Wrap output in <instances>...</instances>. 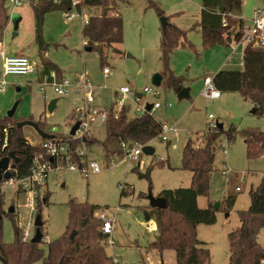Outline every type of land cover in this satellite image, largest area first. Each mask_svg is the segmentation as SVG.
Segmentation results:
<instances>
[{
	"label": "rangeland",
	"instance_id": "1",
	"mask_svg": "<svg viewBox=\"0 0 264 264\" xmlns=\"http://www.w3.org/2000/svg\"><path fill=\"white\" fill-rule=\"evenodd\" d=\"M114 1L117 7L113 13H118L123 21V41L110 48L104 47L102 60L97 47L87 50L89 47L82 33V18L100 15V8L85 7L80 16L73 19H67L62 10L47 12L41 24L44 52L37 41L33 13L39 0H22L20 3L6 0L7 13L0 18V122L10 119L11 126L25 121L40 122L45 133L68 140L79 117L78 111L84 106L80 97L59 96L51 87L45 95L41 94L36 75L3 78V53L6 57L26 56L36 68L54 65L65 76L85 72L97 88L94 108H115L119 90L128 86L134 93L142 95V106L160 103L162 107L152 110L153 117L174 126L177 133L168 134L167 141L152 139L148 146L154 149V154L142 152L138 163L129 165L122 162V156L118 154V142L106 140V124L93 123L89 136L94 142L79 144L78 150L83 153L85 162H96L102 172L86 176L68 169L51 170L47 180L36 187L33 206L29 205L32 192L17 185H5L2 194L6 213L11 207L14 212L3 218L4 241L13 243L15 229L19 228L21 232L29 222L33 224L31 233L35 235L34 225L41 219L44 235L41 246L47 250L49 242L60 239L65 233L69 235L73 230L67 231L70 203L74 201L95 206L97 213L116 220L112 234L114 244H107L105 249L120 264H150L146 256L148 250H151L155 264H161V261L175 264L174 251L161 253L150 248L157 230L152 225L153 219L145 220V214L152 211L151 198H158L163 190L191 186L192 174L182 169L184 148L190 140L201 145L209 124L219 123L224 132L232 131V138L227 141L225 136L220 137L215 148L209 194L198 198L201 209L208 208L210 203L212 206L219 204V208L214 209L216 223L198 225L197 236L209 249L210 264H228V236L240 226L238 213L249 209L250 192L257 189L264 177V151L249 156L242 133L245 130L264 132V115L253 113L254 104L228 88L220 89L221 96L216 99L205 98L201 93L206 76L215 79L218 75L224 77L242 72V52L247 44L232 42L229 46L218 44L205 48L200 29L195 28L201 17V0ZM150 2L164 12L171 24L186 32L185 39L170 52L162 49L161 17ZM263 7L264 0H243V18L251 20L253 12ZM14 16L20 18L17 27L11 20ZM261 35L264 39V31ZM104 68L110 70L109 76L104 75ZM155 74L164 78L159 87L152 84ZM170 74L181 79L179 87L189 89L188 98H178L177 90L168 84ZM145 88L158 95L143 94ZM134 99L129 96L126 100L132 118L139 117ZM53 100L57 101L56 107L49 112L48 106ZM168 103L172 105L170 108L165 107ZM13 108L15 112L9 117ZM22 131L30 145L40 146L42 139L34 128L25 126ZM113 163L117 166L112 167ZM237 187L241 191H237ZM229 197L235 199L230 210L227 209ZM258 242L264 248V228L259 232ZM0 264L4 263L0 260Z\"/></svg>",
	"mask_w": 264,
	"mask_h": 264
},
{
	"label": "trees",
	"instance_id": "2",
	"mask_svg": "<svg viewBox=\"0 0 264 264\" xmlns=\"http://www.w3.org/2000/svg\"><path fill=\"white\" fill-rule=\"evenodd\" d=\"M6 0H0V18L6 15ZM156 8L159 17L164 12L150 2ZM100 8V15L89 17L88 24L83 26L82 33L86 39V46L97 47L103 60L104 47H112L123 41V21L121 16L111 15L117 3L114 0H81L77 11L81 13L83 8ZM243 0H201V17L195 28H199L202 34L203 46L211 48L218 44L231 45L232 36L236 40L241 37L240 29L244 23L242 18ZM71 3L67 0L55 4L48 0H39L34 5L33 13L36 21L37 41L41 51L45 52L41 35V24L44 15L53 10L70 11ZM169 20V19H168ZM1 30V25H0ZM163 31L162 49L170 52L178 47L181 39H185L186 32L170 23L166 31ZM236 31V32H235ZM243 69L239 74H230L215 77V85L239 92L243 99L254 104L255 113L264 115V48L245 46L242 52ZM55 71L58 77L63 78V73L54 65L38 69L39 81L43 77ZM169 86L179 93L181 79L173 74L169 75ZM164 82V78L162 83ZM221 91V90H220ZM10 119L0 122V159L13 153L17 162L13 163L11 175L18 178L30 174L35 161L49 160L41 146H32L25 138L22 129L16 125H9ZM161 122H158L150 113L144 116L132 118L129 116V108L124 107L120 111L109 109L106 122L107 141L115 140L120 145L126 142L129 145L136 143L146 144L152 139L159 138L161 134ZM217 123L215 129H208L204 133L201 145L189 141L182 155V169L192 174L191 186L175 190H163L158 196L166 201L167 208H152L147 213L150 220L153 219L157 234L150 248L158 252L174 251L175 264H210V252L206 244L199 241L197 226L200 224L213 225L216 223V211L212 203L208 208L201 209L198 206V198L208 196L210 191V179L214 171L215 148L223 135L230 141L232 131L224 132L223 126ZM41 128V126H40ZM42 130V128H41ZM247 145L249 156H256L264 151V132L245 130L242 133ZM54 136V135H53ZM71 146L70 160L81 164V158L75 152L82 141L69 137ZM94 142L93 138L86 137L84 144ZM118 154L122 151L118 149ZM238 188V187H237ZM21 190V189H19ZM22 191V190H21ZM125 190H122V195ZM251 206L246 211L238 213L240 226L231 232L229 238V263L228 264H262L264 261V248L258 242L260 230L264 228V177L257 189L250 192ZM235 203L233 197L227 200V209L230 210ZM9 210V209H8ZM95 206L87 203H70L68 230L71 233L64 234L60 239L49 242L47 250L41 244L21 240L19 228L15 229L16 239L11 244H6L3 237V218L11 216L6 213L4 195L0 193V258L7 264H114L113 258L106 253V243L109 235L101 232L102 221L95 217ZM36 230V228H35ZM72 232H76L75 238L70 239Z\"/></svg>",
	"mask_w": 264,
	"mask_h": 264
},
{
	"label": "built area",
	"instance_id": "3",
	"mask_svg": "<svg viewBox=\"0 0 264 264\" xmlns=\"http://www.w3.org/2000/svg\"><path fill=\"white\" fill-rule=\"evenodd\" d=\"M22 0H14L15 3H20ZM55 4H59L63 0H48ZM71 3L70 11L65 12L67 19H73L74 17H79L80 13L77 11V6L80 4L81 0H67ZM75 12L76 14L72 13ZM82 22L84 25L88 24L89 17L85 16L82 18ZM264 31V7L259 8L253 12V18L249 21L244 20V23L240 29L241 37L239 40L235 39L233 35L232 42L238 44L239 42L245 43L247 45H251L253 47L264 48V39L262 37V33ZM2 61H3V78L9 75H23L30 76L35 75L37 68L36 66L26 57L22 55L6 57L3 53H1ZM103 73L105 76L110 75V70L108 68H104ZM6 81L3 80V84ZM39 91L41 94L45 95L48 87L54 89L55 93L62 97H68L70 95H75L81 98L83 102V108L79 109V117L77 119L80 122L79 128L76 131L75 136H71L72 139L81 140L86 139V137H90V128L93 123L99 121L100 123L106 124L107 118L109 116V110L107 109H98L94 108L93 104L95 103V92L96 87L91 83L88 75L83 72L77 75L76 78H60L56 74L55 71H51L46 74L41 81H39ZM101 89V88H99ZM98 89V90H99ZM0 90H2L0 88ZM157 93L153 92L150 88H145L143 94ZM119 96L116 100V111L122 110L126 107V100L129 99V96L134 97V101L136 104V113L139 116H144L145 114H150L151 112L147 111V106L141 105V96L137 93H134L132 89L128 86L122 87L119 92ZM201 95L205 98L216 99L221 96V91L216 87L214 78L210 76H206L204 78V88ZM162 105L160 103H155L153 105L152 110L160 108ZM168 107L172 105L167 104ZM152 114V113H151ZM210 119H213L212 116H209ZM217 127V123H210L209 128L215 129ZM161 134L159 138L162 141H167V135L170 133H177V129L174 126H169L167 123H162L161 125ZM151 141L146 144L136 143L134 145H129L126 142L120 143V150L122 151V162L138 163L139 156L143 152V148L148 146ZM83 143V142H82ZM84 144V143H83ZM41 148L44 150L45 155L49 157V160H45L44 162L35 161L34 166L31 169L29 175L18 178L17 176L11 175L10 179H3L0 181V193H2V188L5 185H17L18 188H21L25 191L29 190L32 192V195L29 199V205L33 206L35 204V193L36 187H38L41 183L45 182L48 178V173L51 170L60 171L62 169H68L71 171L81 172L86 176L89 174H100L102 169L96 162H85L83 157V153L76 149V153L81 158V164L76 162H72L70 158L71 154V146L69 140L58 139L56 137H52L51 139H42L40 143ZM226 152V149L224 150ZM117 164L113 163L112 167H116ZM226 170H224V173ZM237 191H241V188L238 187ZM97 217L102 221L101 232L103 234L109 235V239L106 243L113 245L112 234L114 232L116 220L109 219L105 214L97 213ZM155 225L154 223L152 224ZM156 227V226H155ZM33 228L32 223H27L25 228L21 231V240L23 242H28L32 240L34 234L31 233ZM147 260L150 261V264H155L152 262V252L151 250L146 251ZM114 264H120L117 262L116 258H113ZM264 264V261L262 262Z\"/></svg>",
	"mask_w": 264,
	"mask_h": 264
},
{
	"label": "water",
	"instance_id": "4",
	"mask_svg": "<svg viewBox=\"0 0 264 264\" xmlns=\"http://www.w3.org/2000/svg\"><path fill=\"white\" fill-rule=\"evenodd\" d=\"M12 22L14 24V26H18L19 22H20V18L18 16H14L12 19ZM161 24H162V29L164 31H166V29L168 28V26L170 25V22L168 20L167 17H161ZM88 51L92 50V48H87ZM163 81V76L161 74H155L152 77V84L156 87L161 86ZM189 97V89H182L179 93H178V98L179 99H184V98H188ZM56 100H53L49 106H48V110L49 112H52L55 107H56ZM153 108V105H148L147 106V111L151 112ZM15 112V108H13L10 112H9V117L13 116ZM255 112V109L253 110V113ZM80 122H76L74 124V126L71 128V131L69 133L70 136H75L77 129L79 128ZM25 126H30L32 128H34L36 130V132L38 133V135L41 137V139H51L53 137V135L45 133L43 130H41L40 128V122H34V121H25L22 123H19L17 125V128L22 129ZM222 127V126H221ZM56 131V130H55ZM86 139H83V143H85ZM143 153L146 155H153L154 154V149L146 146L143 148ZM11 162H17L16 157L13 153H10L7 157L1 158L0 159V181H2L3 179L7 180L11 178V169L13 166L11 165ZM151 207L152 208H158V209H165L167 208V204L166 201L163 198H151ZM213 208L215 210H217L219 208V204H214ZM9 213H13L14 212V207L9 208V210L7 211ZM145 220L149 221L150 217L149 215L146 213L145 214ZM34 227L36 228L35 230V235L32 238L31 242L34 244H39L42 241L43 235L40 231V228L43 227V224L41 222V219L38 220ZM76 232H72L70 239L73 240L75 238ZM0 260L4 263L7 264L6 261H4L3 259L0 258ZM161 264H164V261H161Z\"/></svg>",
	"mask_w": 264,
	"mask_h": 264
},
{
	"label": "crops",
	"instance_id": "5",
	"mask_svg": "<svg viewBox=\"0 0 264 264\" xmlns=\"http://www.w3.org/2000/svg\"><path fill=\"white\" fill-rule=\"evenodd\" d=\"M111 15H117V14H114L113 12H111L110 13ZM242 18H243V15H242ZM243 20H245L244 18H243ZM236 32V31H235ZM38 69L39 68H37V71H36V76H38V80H40L41 78H39V74H38ZM78 75V74H77ZM77 75H70V76H65L64 74H63V77H65V78H70V79H74V78H76L77 77ZM214 78V77H213ZM215 80V79H214ZM169 104V103H168ZM148 106V105H147ZM162 107V106H161ZM165 107H168L167 105H165ZM168 108H170V107H168ZM29 143V142H28ZM156 228V227H155Z\"/></svg>",
	"mask_w": 264,
	"mask_h": 264
}]
</instances>
